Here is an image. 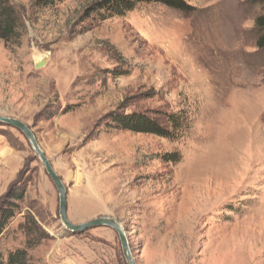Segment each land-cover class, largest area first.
Listing matches in <instances>:
<instances>
[{
	"label": "rangeland",
	"instance_id": "obj_1",
	"mask_svg": "<svg viewBox=\"0 0 264 264\" xmlns=\"http://www.w3.org/2000/svg\"><path fill=\"white\" fill-rule=\"evenodd\" d=\"M40 1L11 0L23 29L17 43L0 38V114L34 132L69 221L117 220L135 264H264L261 7L187 0L190 15L151 4L98 23L85 17L96 0ZM115 113L182 127L171 139L121 131ZM7 208L0 264L18 250L24 264H128L113 229H66L43 162L0 123Z\"/></svg>",
	"mask_w": 264,
	"mask_h": 264
},
{
	"label": "trees",
	"instance_id": "obj_2",
	"mask_svg": "<svg viewBox=\"0 0 264 264\" xmlns=\"http://www.w3.org/2000/svg\"><path fill=\"white\" fill-rule=\"evenodd\" d=\"M55 1L41 0L39 5L48 7ZM247 1L250 5L260 6L262 9V13L255 20V29L259 37L257 47L264 51V0ZM151 4L163 5L185 15H190L197 11L187 0H96L86 8L85 17L93 19L95 22L103 23L113 18H124L139 7ZM22 29L21 17L11 0H0V38L8 44L17 43L21 38ZM111 120L114 123V127L118 130L156 135L168 139L174 137L173 129L177 130L182 127V123L180 124L175 115H166L165 120L162 121L158 118L153 119L144 113H115L112 114ZM0 213V220L3 219V222L13 218L15 215L11 208H7ZM27 256L26 250L10 253L8 256L9 264H24Z\"/></svg>",
	"mask_w": 264,
	"mask_h": 264
},
{
	"label": "water",
	"instance_id": "obj_3",
	"mask_svg": "<svg viewBox=\"0 0 264 264\" xmlns=\"http://www.w3.org/2000/svg\"><path fill=\"white\" fill-rule=\"evenodd\" d=\"M48 61H49V57H46L45 59L39 61L36 64V69H41L44 66H46ZM0 123L5 124L8 127H12L20 131L25 136V138L30 142L34 151L36 152V154L39 156V158L43 162L48 176L50 177V179L52 180L53 184L55 185L58 191L59 199H60V218H61V222L66 227V229L71 232H79V233L87 231L89 229H94V228H99V227H106V228L113 229L115 232H117L119 236L122 249H123V254L128 264H135L132 253H131V249L129 246V240L125 233V229L117 220L112 219V218L102 217V218H98V219H95V220H92V221H89V222H86L80 225H74L69 221L67 188L64 182L62 181V179L59 177V175L55 172L53 166L47 159L45 153L42 151L32 129L28 125L23 123L22 121H19L13 118L3 117L1 114H0Z\"/></svg>",
	"mask_w": 264,
	"mask_h": 264
}]
</instances>
